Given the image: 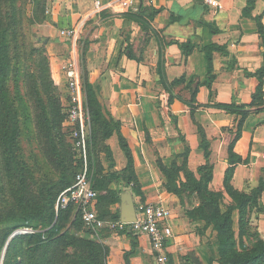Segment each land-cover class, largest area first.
Segmentation results:
<instances>
[{
    "label": "crops",
    "instance_id": "0c3cea01",
    "mask_svg": "<svg viewBox=\"0 0 264 264\" xmlns=\"http://www.w3.org/2000/svg\"><path fill=\"white\" fill-rule=\"evenodd\" d=\"M96 1L46 0V17L37 29L54 50L53 79L66 90L63 53L72 42L60 31L82 24L80 66L98 89L103 110L121 123L142 192L137 195L132 183L122 186L121 195L130 190L136 205L162 203L172 210L170 264H217V232L187 217L179 197L166 189L159 162H175L198 177L199 168L210 163L213 191L225 190L230 167L239 191L250 192L264 180V73L257 75L264 67V0L249 13V0H219L223 9L206 0H139L137 10L126 0H100L115 2L97 10ZM142 7L160 12L150 20L138 15ZM211 46L221 49L212 51L209 69ZM259 87L263 102L253 103ZM235 102L252 105L251 112L243 118L216 107ZM107 144L113 161L101 154L105 173L126 168L119 134ZM179 178L185 180L184 171ZM261 201L264 208V192ZM112 209L121 215V202ZM253 224L264 239V211L254 214ZM98 235L110 249V264H155L149 236L109 229Z\"/></svg>",
    "mask_w": 264,
    "mask_h": 264
},
{
    "label": "trees",
    "instance_id": "16d2710c",
    "mask_svg": "<svg viewBox=\"0 0 264 264\" xmlns=\"http://www.w3.org/2000/svg\"><path fill=\"white\" fill-rule=\"evenodd\" d=\"M21 1L0 0V179L7 184L11 198L9 209L4 212L0 210V258L13 232L31 227L35 233L12 237L3 264H107L106 247L80 234L89 231L85 230L79 210L73 204L57 210L59 193L74 183L81 165L80 161L75 165L76 160L73 158L68 161V152L65 156L62 149L65 142L62 125L66 114L62 112L59 90L55 86L50 61L46 55L41 58L39 73L47 103L39 98L41 112L38 122L51 154L49 159L59 171L58 180L34 190L31 170L19 154V116L10 99L8 78L12 62L10 43L15 27L21 19ZM256 1L249 0L245 13H249ZM42 7L45 11L46 0H43ZM159 12L160 9L142 7L138 15L151 20ZM45 17L46 14L42 21ZM216 48L221 49L217 46L206 48L209 69L212 51ZM263 73L264 67L257 75L262 76ZM182 81L184 79L176 82ZM211 81L210 74L208 83ZM83 82L87 92L86 103L91 114L92 139L89 146H92V149L89 154V179L98 192L97 212L103 219L117 220L120 211H114L112 205L121 202L122 186L133 183L134 192L137 195L142 192L137 182L131 149L121 134L120 121L103 110L98 89L86 79ZM196 92L197 90L194 94ZM259 102H263L261 87L255 93L253 103ZM216 107L245 118L251 112L252 105L235 102L217 104ZM116 132L119 134L128 164L122 170H113L107 174L101 154L106 153L107 157L112 159L107 140ZM110 166L114 168L113 163ZM159 166L167 178L166 189L179 197L187 217L193 221H204L205 228L212 227L217 232V264H264V239L253 224L254 214L264 211L261 201L264 180L250 192L239 191L232 185L234 168L230 167L226 173L224 191L229 194L232 202L225 204L224 191H213L209 188L213 177V167L210 163L199 168V177L175 162L170 167L159 162ZM181 171L185 172V180L179 178ZM113 183L116 185L115 189L110 188ZM235 213L238 215V222L235 221Z\"/></svg>",
    "mask_w": 264,
    "mask_h": 264
},
{
    "label": "rangeland",
    "instance_id": "374dc122",
    "mask_svg": "<svg viewBox=\"0 0 264 264\" xmlns=\"http://www.w3.org/2000/svg\"><path fill=\"white\" fill-rule=\"evenodd\" d=\"M43 0L37 1H21V19L18 25L15 27L11 40V70L8 78V90L10 94V99L13 106L16 108L19 116V126H20V151L19 154L26 162L31 170V176L33 179L32 187L37 190L40 186L46 185L48 182H55L59 178V171L55 164L49 159L50 151L45 140L44 133L41 129V124L38 122V115L41 112L39 103L43 100L47 103L46 94L43 90L39 65L43 55H46L50 61L51 73L52 72V57L54 50L52 52L45 42V37L39 31L38 25L42 23V18L46 14L43 10ZM11 13V11H10ZM66 46L63 53V62L70 57L71 54V43ZM85 71L82 70V78L85 80ZM53 77V76H52ZM54 78V77H53ZM55 86L59 90L60 101L62 112L66 114L67 118V88L65 90L60 87V84L54 80ZM86 91V89H85ZM87 95V92H86ZM39 98L40 101H39ZM65 118V121H66ZM62 125V133L64 134V149L66 159L70 161L72 158L75 159V165L80 161L79 170L83 167V159L80 157V153L75 146V140L72 137V128L65 124ZM92 139V131L90 135V140ZM89 140V141H90ZM90 144V143H89ZM91 145V144H90ZM101 146V145H100ZM92 146L88 145V166H89V154ZM82 161V163H81ZM76 173V174H77ZM62 192V191H61ZM60 192V193H61ZM59 193V195H60ZM224 203L229 204L232 202L229 194L225 192ZM58 195V198H59ZM58 202V199H57ZM11 204V198L9 193V188L5 182L0 179V210L3 212L9 209ZM235 221L238 222V215L235 213ZM85 230L88 233L80 232L81 235L87 236L102 245H104L108 252V258L110 255L109 247L103 242L100 236L85 223ZM236 228L238 230V225L236 223ZM4 251V249H3ZM3 251L1 252L0 262L2 261ZM107 258V264L110 261ZM3 262V261H2Z\"/></svg>",
    "mask_w": 264,
    "mask_h": 264
},
{
    "label": "built area",
    "instance_id": "2783aa9c",
    "mask_svg": "<svg viewBox=\"0 0 264 264\" xmlns=\"http://www.w3.org/2000/svg\"><path fill=\"white\" fill-rule=\"evenodd\" d=\"M130 6L138 9L139 0H126ZM208 4L223 9L224 5L219 0H206ZM103 4L97 0L95 7L101 10L114 5ZM82 24L62 29L60 35L72 42L70 57L63 65V74L68 91L67 118L65 124L72 128V137L75 146L83 159V167L76 174L74 183L63 190L58 198L57 210L74 205L80 212L84 223L91 227L97 234L103 229L115 232H133L138 235L149 236L152 248L155 252V264H170L167 254V245L173 236V229L169 224L172 210L162 203L140 202L136 205L137 218L133 222H125L121 219L106 220L99 217L95 202L98 192L93 188L89 179L88 145L92 131L91 114L86 103V92L82 78V68L77 56V43L81 38ZM31 227L20 228L13 232L12 236L18 234L35 233ZM0 264H3L1 261Z\"/></svg>",
    "mask_w": 264,
    "mask_h": 264
},
{
    "label": "water",
    "instance_id": "95a60500",
    "mask_svg": "<svg viewBox=\"0 0 264 264\" xmlns=\"http://www.w3.org/2000/svg\"><path fill=\"white\" fill-rule=\"evenodd\" d=\"M135 194L132 193L130 190L124 192L121 195V220L125 222H133L137 218V209H136V203L134 201ZM13 236L9 238L7 241L3 255H2V261L5 257V253L7 251L8 245L11 241Z\"/></svg>",
    "mask_w": 264,
    "mask_h": 264
}]
</instances>
